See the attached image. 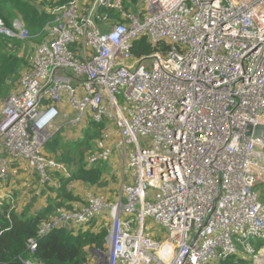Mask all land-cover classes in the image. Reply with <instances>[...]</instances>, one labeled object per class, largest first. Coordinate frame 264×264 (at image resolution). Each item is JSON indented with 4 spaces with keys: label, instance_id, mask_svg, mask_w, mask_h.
<instances>
[{
    "label": "built area",
    "instance_id": "1",
    "mask_svg": "<svg viewBox=\"0 0 264 264\" xmlns=\"http://www.w3.org/2000/svg\"><path fill=\"white\" fill-rule=\"evenodd\" d=\"M122 3L47 8L54 19L0 99V182L15 161L42 184L53 170L65 175L43 150L57 122L106 120L86 163L109 162L116 147L129 178L113 199L89 192L57 208L38 236L101 224L106 250L91 248L87 264H217L231 255L264 264V128L254 135L264 126V0H143L134 14ZM0 36L32 37L21 19L1 16ZM141 37L156 48L136 56ZM4 199L12 209L11 193ZM147 218L168 237L155 239Z\"/></svg>",
    "mask_w": 264,
    "mask_h": 264
},
{
    "label": "trees",
    "instance_id": "2",
    "mask_svg": "<svg viewBox=\"0 0 264 264\" xmlns=\"http://www.w3.org/2000/svg\"><path fill=\"white\" fill-rule=\"evenodd\" d=\"M123 10L134 7L140 0H122ZM67 0H0V16L5 23L14 18L21 19L34 41L39 42L43 27L54 19L47 8H54ZM111 16L120 19L119 12L112 10ZM30 38V39H31ZM161 49L167 48L160 43ZM156 47L146 38L134 41L136 56L151 53ZM32 57V55H31ZM31 57L26 53L25 41L0 36V99L10 95L17 86L22 71L30 65ZM15 87V88H14ZM108 121L96 122L87 119L81 126V135L72 143L62 136V130H56L44 144V152L55 161L67 167L68 175L56 173L58 187L46 186L42 190L45 204L31 211L37 197L34 196L18 211L10 208L6 199L0 201V264H24V260H37L41 264H87L89 250H106V228L94 223L97 228H54L43 236H38L39 224L48 218L57 208H71V202H82L81 196L71 188L75 182L88 187L106 186L108 173L106 162L87 165L86 154L94 150L95 142L101 137ZM54 194V195H52ZM29 238L36 239V248L30 252L26 247ZM217 264H246V260L231 255Z\"/></svg>",
    "mask_w": 264,
    "mask_h": 264
},
{
    "label": "rangeland",
    "instance_id": "3",
    "mask_svg": "<svg viewBox=\"0 0 264 264\" xmlns=\"http://www.w3.org/2000/svg\"><path fill=\"white\" fill-rule=\"evenodd\" d=\"M143 5V0H140L136 6L127 8L128 10L124 9L126 13H136L137 9ZM37 41H34L33 38L25 41V50L26 53L30 55H33L34 48L37 45ZM15 88V87H14ZM69 113V110H67ZM110 128V124H108ZM113 129V127H111ZM62 130V136L63 138L69 142L72 143L81 135V126H71L64 123V120L61 119L57 122V130ZM95 150V146H94ZM93 150V151H94ZM88 154V153H87ZM126 162L127 158L126 156H123L119 150L115 147L112 157L110 158L109 162H107L108 165V173L105 177L106 180V186L102 188L93 187V190L89 192H102L106 194L110 199H113L119 192H120V186L121 184L126 181L129 178L128 170L126 168ZM67 170V168H66ZM68 174L65 173V175ZM21 176L20 178H12L7 177L5 180L0 182V188L2 191H4L3 194L11 193V200H12V208L15 210H20L25 206L29 199L31 198L33 191L30 190L28 185H25L24 187H21L23 184L22 182H25L24 180V174H19ZM33 180V179H32ZM15 185V186H14ZM71 188H77L78 186L73 185ZM88 188V187H86ZM76 191V190H75ZM77 191L80 193L82 192L80 189L77 188ZM87 191V190H86ZM84 202L82 201V204ZM42 204V201L37 199L33 206L32 210L35 207H39V205ZM146 229L153 235V237L157 240H164L168 237V231L160 224L154 222L152 219L147 218L146 219ZM90 251V250H89Z\"/></svg>",
    "mask_w": 264,
    "mask_h": 264
},
{
    "label": "crops",
    "instance_id": "4",
    "mask_svg": "<svg viewBox=\"0 0 264 264\" xmlns=\"http://www.w3.org/2000/svg\"><path fill=\"white\" fill-rule=\"evenodd\" d=\"M65 111L67 112V110H69V108L67 106L64 107ZM70 111V110H69ZM66 167V166H65ZM67 168V167H66ZM56 173H60V174H63L62 172L60 171H57V170H53L52 171V176H53V179L51 182L49 183H40L39 181V178H38V175L36 174V172L31 168L29 167L28 163L26 161H21V162H18V161H15L13 162V164L11 165V169H10V173H9V177L11 176L12 178H20L21 176H19V174H24V180L25 182H22L23 184L21 185V187H24L25 185H28V187L30 188L31 191H33V194L31 196V198L29 199V201L34 198V196L37 197V199L41 200L42 201V204L39 205V207L43 206L45 204V200H46V193L45 196L42 195V190H45L46 191V186H54V187H58V179H57V175ZM107 175V174H106ZM105 175V177H106ZM66 176V175H65ZM104 177V179H105ZM33 179V180H32ZM73 185H76L78 186L77 188L80 189L82 192H78L77 191V188L74 189V192L81 196L83 202H85L86 200V197L87 195L89 194V191L93 190V187H88V186H85L79 182H75ZM15 186V185H14ZM88 187V188H86ZM76 190V191H75ZM87 190V191H86ZM4 191L1 190L0 188V194H3ZM54 195V194H52ZM36 199V200H37ZM34 204V203H33ZM82 204V202H71V205L74 206V205H80ZM24 207V206H23ZM39 207H35L33 210L31 209V211H35L36 209H38ZM22 210V208L20 209ZM19 210V211H20ZM96 222H93L89 229L90 230H95L97 228V226L94 224ZM98 225V223H97Z\"/></svg>",
    "mask_w": 264,
    "mask_h": 264
},
{
    "label": "water",
    "instance_id": "5",
    "mask_svg": "<svg viewBox=\"0 0 264 264\" xmlns=\"http://www.w3.org/2000/svg\"><path fill=\"white\" fill-rule=\"evenodd\" d=\"M263 128H264V126H262V125L256 126L254 135H258L259 131L262 130Z\"/></svg>",
    "mask_w": 264,
    "mask_h": 264
},
{
    "label": "bare ground",
    "instance_id": "6",
    "mask_svg": "<svg viewBox=\"0 0 264 264\" xmlns=\"http://www.w3.org/2000/svg\"><path fill=\"white\" fill-rule=\"evenodd\" d=\"M4 21V20H3Z\"/></svg>",
    "mask_w": 264,
    "mask_h": 264
}]
</instances>
